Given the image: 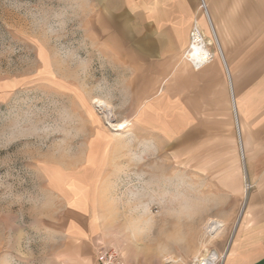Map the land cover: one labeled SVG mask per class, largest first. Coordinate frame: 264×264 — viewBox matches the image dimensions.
Returning a JSON list of instances; mask_svg holds the SVG:
<instances>
[{"label":"rangeland","instance_id":"374dc122","mask_svg":"<svg viewBox=\"0 0 264 264\" xmlns=\"http://www.w3.org/2000/svg\"><path fill=\"white\" fill-rule=\"evenodd\" d=\"M93 25L90 0H0V264H68L48 224L69 205L125 264L226 253L239 223L204 236L208 220L195 218L211 207L193 190L182 201L175 173L166 189L164 158L95 106L108 103L117 122L122 73Z\"/></svg>","mask_w":264,"mask_h":264},{"label":"crops","instance_id":"0c3cea01","mask_svg":"<svg viewBox=\"0 0 264 264\" xmlns=\"http://www.w3.org/2000/svg\"><path fill=\"white\" fill-rule=\"evenodd\" d=\"M203 2L211 25L200 0H90L102 54L122 73V130L164 158L166 189L175 173L182 201L193 190L211 207L195 220L239 223L223 264H264V0ZM194 23L214 54L199 65L185 55ZM48 229L66 241L68 264H100L84 210L67 206Z\"/></svg>","mask_w":264,"mask_h":264},{"label":"bare ground","instance_id":"6f19581e","mask_svg":"<svg viewBox=\"0 0 264 264\" xmlns=\"http://www.w3.org/2000/svg\"><path fill=\"white\" fill-rule=\"evenodd\" d=\"M213 37L215 39L214 33H213ZM214 42H215V40H214ZM215 44H216V42H215ZM206 48L203 49V48L200 47L199 43H194L189 48V51L186 53V56H187V58H189L193 62V64L199 65V64H201L203 62H206L205 59L207 58V54H208V51H209ZM94 104L99 110L103 111V113L105 115V118H106V123L110 127L114 128L115 130H122V129H124V127H126V125H127L126 122H118V121H117L118 123H114L113 122L112 117H111V111L109 110V107L106 105L107 104L106 102H103L100 99H95L94 100ZM223 226H225V225H224V223L222 221L214 219V218L213 219L210 218L205 223V225L203 226V234H204V236L209 237L210 239H213V238H215L216 236L219 235V233L223 229ZM217 256H218L217 252L216 251H212V258H216ZM196 257H198V254H196L194 256V258H196ZM179 260H180L179 258H176L175 256L172 255V256H169L167 258L166 262L169 263V264H174V263H177Z\"/></svg>","mask_w":264,"mask_h":264},{"label":"built area","instance_id":"2783aa9c","mask_svg":"<svg viewBox=\"0 0 264 264\" xmlns=\"http://www.w3.org/2000/svg\"><path fill=\"white\" fill-rule=\"evenodd\" d=\"M200 7L204 11V13L207 17V20L209 22V25H210V21H209L208 16H207L206 6H205L203 0H200ZM194 43H199L200 47L203 49L207 47L206 41L204 40V37H203L201 31L195 23L193 24V26L190 30V33H189V45H188V48L185 52V55L189 51V48ZM213 55L214 54L212 52L208 51L207 58L205 59V61L212 59ZM233 110H234L235 122H236V127H237V135L239 138L238 122H237V117H236L234 106H233ZM239 148L241 151L240 142H239ZM248 187H249V185L246 184V189ZM212 251H214V250L209 251L204 256H198L186 264H223L226 253L225 252H223L221 254L217 253L218 256L216 258H212ZM97 260L99 261L100 264H125L124 262L119 260L114 253L107 252V251H101V250L97 251Z\"/></svg>","mask_w":264,"mask_h":264}]
</instances>
